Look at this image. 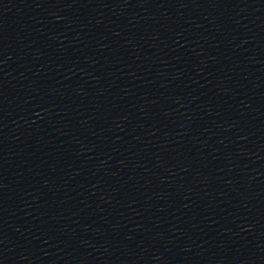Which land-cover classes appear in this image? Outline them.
Here are the masks:
<instances>
[{"label":"water","instance_id":"water-1","mask_svg":"<svg viewBox=\"0 0 264 264\" xmlns=\"http://www.w3.org/2000/svg\"><path fill=\"white\" fill-rule=\"evenodd\" d=\"M0 264H264V0H0Z\"/></svg>","mask_w":264,"mask_h":264}]
</instances>
